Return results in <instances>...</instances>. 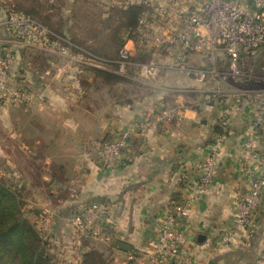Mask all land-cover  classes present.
Returning <instances> with one entry per match:
<instances>
[{
  "label": "crops",
  "instance_id": "0c3cea01",
  "mask_svg": "<svg viewBox=\"0 0 264 264\" xmlns=\"http://www.w3.org/2000/svg\"><path fill=\"white\" fill-rule=\"evenodd\" d=\"M74 1L66 0V9L70 10ZM93 1L101 7L108 2ZM10 38L0 25V43ZM13 45L19 84L28 89L31 101L0 100V175H9L11 170L19 175V165L26 156L39 164L57 165L60 171L55 178L66 174L65 182L50 185L54 193L64 192L65 198L45 207L52 213L53 253L61 247L56 253L68 263H78L83 251L95 249L113 250L112 258L120 264H125L128 252L134 254L135 264H172L157 261L152 255L157 230L173 204L192 195L195 199L188 216L175 224L184 236L182 249L202 264H260L264 256V190L253 225L229 247L219 246L221 235L230 229L236 202L248 188L243 148L248 137L257 153L251 170L253 175L264 177V131L251 134L255 107L249 99L243 97L236 103L229 94L213 93L211 80L199 82L165 69L147 76L127 70L134 87L122 95L116 90L124 80L109 85L98 73L106 69L87 60L73 44L63 53L32 48L30 63L23 53L29 48ZM162 57L167 59L165 54ZM189 61L202 63L198 56ZM218 61L222 65L227 62L222 55ZM162 107L176 109L181 122L170 121L132 136L114 167H100L83 157L89 136L114 137L132 119L153 117ZM225 116L229 124L216 176L198 191L194 164L205 157L207 145ZM66 165L70 173H65ZM69 187L76 189L75 196ZM90 203L100 204L104 211V230L99 238L80 237L68 222L75 210ZM40 213L43 215L42 210L36 214ZM119 243L130 245L131 250L119 248Z\"/></svg>",
  "mask_w": 264,
  "mask_h": 264
},
{
  "label": "built area",
  "instance_id": "2783aa9c",
  "mask_svg": "<svg viewBox=\"0 0 264 264\" xmlns=\"http://www.w3.org/2000/svg\"><path fill=\"white\" fill-rule=\"evenodd\" d=\"M139 3L144 10L138 17L135 32L138 43L151 49L147 60L136 57V41L125 40L110 61H98L86 57L90 62L110 71L126 72L133 69L141 76L162 69L172 70L194 78L199 82L211 80L213 93L229 94L236 103L249 99L255 107L251 134L264 131V89L247 88L256 78L253 72L258 59L264 56V0H126ZM10 35L0 43V100L15 103L29 102L31 96L26 87L19 84L17 57L13 44L29 47L46 53H63L72 44L56 35L40 21L18 11H8L0 19ZM162 54L167 56L163 60ZM227 60L219 63V56ZM192 56L201 57L202 63H191ZM224 85L229 86L223 87ZM176 109L160 108L153 117L132 119L114 137L89 136L84 143L83 157L104 168L118 164L120 156L130 138L152 128H160L167 122H181ZM229 117L219 122V129L207 145L203 159L194 164L197 190H203L216 176L220 147L228 129ZM246 150L244 172L247 191L236 202L231 226L220 237V247H229L235 237L247 231L254 223V215L264 190V177L253 175L251 164L257 153L252 148L250 137L243 143ZM71 196L76 189L69 187ZM194 196H186L173 204L171 212L161 220L155 242L153 257L160 262L172 264H202L182 249L184 236L175 228L176 222L189 214ZM100 204L90 203L75 210L68 218L80 237L99 238L103 234ZM43 239L50 237V221L44 218L38 226ZM128 252L126 260H134ZM264 264V256L259 259ZM204 264V263H203Z\"/></svg>",
  "mask_w": 264,
  "mask_h": 264
},
{
  "label": "trees",
  "instance_id": "16d2710c",
  "mask_svg": "<svg viewBox=\"0 0 264 264\" xmlns=\"http://www.w3.org/2000/svg\"><path fill=\"white\" fill-rule=\"evenodd\" d=\"M37 2L15 0L12 11L29 15L56 35L68 38L85 57H94L104 62L116 59L125 38L136 41V57L139 60H146L148 55L151 56L152 48L139 44L135 32L138 17L144 10V6L139 3H115L92 12V5H98L95 1L75 0L71 7L73 12L69 15L71 23L68 20L67 25L61 13L57 20H52L51 14H44L45 9L37 8ZM98 73L106 82L120 80L117 75L106 70L99 69ZM23 204L21 193L16 187L0 182V264H62L50 250V237L43 239L37 223L24 215ZM67 264L120 263L106 259L95 249H89L81 253L78 263ZM125 264L135 263L127 260Z\"/></svg>",
  "mask_w": 264,
  "mask_h": 264
},
{
  "label": "rangeland",
  "instance_id": "374dc122",
  "mask_svg": "<svg viewBox=\"0 0 264 264\" xmlns=\"http://www.w3.org/2000/svg\"><path fill=\"white\" fill-rule=\"evenodd\" d=\"M37 1H38L37 8L41 10L45 9L44 14L45 13L51 14L52 20H57L59 14L61 13L62 17L67 16V19L64 18V20H66L67 22V25H69V21L71 23V20H69L70 18L69 15H71L73 10L71 11V9L70 10L66 9L67 5H64V2H66V0H37ZM122 1L126 2V0H122ZM13 2H15V0H0V14H1L0 19L4 18V16L8 11L14 9ZM116 2H117L116 0H108L107 4L104 7H100L99 5L96 6L92 5V8H90V10L92 12H96L98 11V9L103 10L104 8H108V6L111 4H115ZM74 11L76 12V10ZM23 53L27 54L24 60L30 63L31 60L33 59L32 48H29ZM21 60L22 59L19 58L18 61ZM106 72L108 73L110 72V74L117 75L121 80H124L122 82L121 80H119L121 83H119L118 87L120 88L118 90L115 89L118 92V94H122V95L124 93L127 94L134 87V85L132 84L133 81H131L130 79L131 75L129 73L110 71L107 70V68H106ZM253 72L256 78L253 80L252 83H248V85H246L247 88L264 89V56L258 59L255 67L253 68ZM110 84L111 82H109V85ZM109 88L110 87H108V89ZM60 167L63 168L62 166ZM64 167L65 170L67 171L65 173H70L71 171L70 167L67 165ZM19 168H20L19 175H15L14 170H11L9 171V175H0V182L3 185L7 183L8 185H11L12 187H16L19 190L22 196V201L24 203L22 206V209L24 210V215L27 216L30 219V221L33 222L35 221L38 225V221L40 219L42 220L43 217L48 219L51 218L52 213L51 211L47 210V208H45L46 205H49L50 202L56 203L58 200H63L65 198L64 192L58 191L54 193L50 185L52 183L54 185L57 184L59 185V183L65 182L63 177L66 174L60 173L61 175L59 174L58 177L55 178L56 173L60 171V168L59 167L57 168V165L56 166L54 164L44 165L33 162V157L31 156H26L25 158H23V163L19 165ZM41 210L43 211V215L41 214L42 212L40 213V215L36 214L37 211H41ZM60 248L61 247L58 246L56 252L59 253ZM56 252L54 254L56 255L58 261L62 264H67L68 263L67 259H63L62 258L63 256L57 254ZM98 252L102 253L106 259L113 260L112 258L114 252L113 250H107L106 252L105 251H98Z\"/></svg>",
  "mask_w": 264,
  "mask_h": 264
},
{
  "label": "water",
  "instance_id": "95a60500",
  "mask_svg": "<svg viewBox=\"0 0 264 264\" xmlns=\"http://www.w3.org/2000/svg\"><path fill=\"white\" fill-rule=\"evenodd\" d=\"M203 123H204V121H202ZM119 248H121V249H123V250H125V251H130L131 250V247H130V245H128V244H125V243H119Z\"/></svg>",
  "mask_w": 264,
  "mask_h": 264
}]
</instances>
